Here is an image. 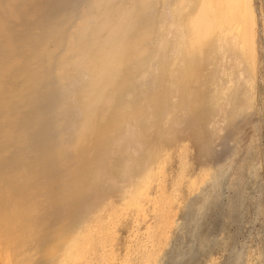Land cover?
<instances>
[{
    "label": "rangeland",
    "instance_id": "374dc122",
    "mask_svg": "<svg viewBox=\"0 0 264 264\" xmlns=\"http://www.w3.org/2000/svg\"><path fill=\"white\" fill-rule=\"evenodd\" d=\"M58 1L35 0L33 14L27 21L21 23V21H16L13 12H18L20 3L25 1L0 0V85H2L0 88V103L2 102L0 104V264H47L52 261V258L62 255L59 241L63 234L67 233L66 229L71 227L72 217L77 210V204L74 202L76 189L81 187L82 192L83 189L87 190L86 185L82 186L78 183L79 177L83 175V168L89 160L92 142L96 140V137L98 138V132L103 127H109L114 112L110 110L107 115L109 120L103 121L96 129L98 136L95 134L84 145L78 146L80 148L74 152L70 150L71 147L69 150L66 149V145L76 144V138L73 137L77 136L75 134H77L78 125L74 124L76 127L72 131L64 125L70 124L68 123L70 121L68 118H71L69 114L74 116L72 120L77 116L76 119L79 117L77 120L82 121L78 113L80 110L78 107L80 103L77 102L80 98L78 92L80 87L88 83L86 81H89V76L84 73L87 77L85 80L82 71L76 77L73 76L75 77L74 84H70L78 85L84 79L83 85L80 83L82 86L80 84V87L75 86L77 88H72V86L70 88L66 84L64 86L56 79V76L60 74L59 61L64 58L62 57L64 44L69 42V36L72 34L70 32L72 30H67V28H76L81 13L89 9V3L91 5L97 0H83V3L79 0H71L72 8L70 7L71 10L67 15L69 23L66 21L54 35H51L50 40L46 41L43 32L49 20L54 17L50 12ZM87 1L88 5H86ZM43 2L45 4L42 5ZM76 2H79L82 7H77ZM120 3L123 4L124 9L131 4L130 0L115 2L116 12L118 9V12L122 11V8H119ZM140 3L144 4L141 1ZM155 3L156 0L148 1V18L154 17L155 20L153 18L150 20L156 21V29L159 31L162 28L159 24L160 16L163 14L168 16L169 11L161 4ZM254 4L258 17V90L255 91L257 92V103L254 113L246 119L240 129L232 131L229 122L224 118L227 108L224 104L227 99L226 94L230 92L224 93V102H221V107L214 111L210 119L208 118L211 123L207 120L199 126L197 107L200 104L198 96L202 90L201 83L210 76L214 69L208 67L207 63L203 71H201L202 66L194 68L192 80L194 96L190 101L188 112L186 110L176 111V114L171 115L172 117L167 116L168 112L164 115V112L160 122L151 125L150 128L147 127L148 124L144 125L143 135L145 134L144 137L148 140L145 149H153V144L157 143L161 150L162 145L160 144L163 142L175 144V140L184 142L181 145L190 149L189 179L196 173L197 166L207 160L203 153L204 148L212 147L220 151L224 139H231L234 135L239 143L235 154H231L228 150L223 153L220 166L212 173L208 183L198 186L201 188L198 189L199 191L196 189L189 193L186 187H181L179 195L181 199L173 212L183 227L175 228L171 232L168 248L166 247L163 254L166 259L164 258L165 261L163 260L162 264H264V0H254ZM153 8H155L154 14L151 12ZM86 23L87 21H83L82 25ZM160 30V32L164 31ZM166 33L168 31L165 32V36L169 38L173 35L170 30L168 34ZM234 74L230 78L237 81L238 73ZM155 75L153 68L147 72L144 67L140 68L136 75L131 73L133 91L128 96L124 94L121 101L119 98L114 101L113 109L117 108L120 102L119 107L123 110L126 101L130 103L133 98L137 99L138 104H141L140 107L144 105L141 107L143 114H139L137 119L145 123L149 116L147 101L155 93ZM217 76L222 79L224 77L223 81H219V85L230 88L233 86L226 82L227 77L224 75L220 76L217 72ZM210 81L213 80L210 78L207 82L210 83ZM38 82L41 85H38ZM66 86L69 92L71 91L69 94ZM211 87L207 85L208 91L213 90L214 87ZM74 89L79 90L76 93ZM62 91H66L65 98ZM14 92L19 94V99L22 98L19 107L12 100ZM58 93L61 97L59 106L61 110L63 109L61 113L68 115L67 118L66 115L60 118V126L65 127L63 129L65 132L61 131L62 128L53 120V112L59 100L52 102L51 96H57ZM73 94L75 95L71 97ZM71 98L77 99V103L73 99L70 100ZM64 100L70 103L67 105L71 107H68L63 102ZM172 102L174 103L173 96L169 104H173ZM64 103L72 111L67 110ZM10 110L11 114H9ZM144 110L146 113L143 112ZM191 120H195V124ZM81 121L77 123L80 124ZM139 121L135 124L132 121L123 125V136L121 135L120 141L111 147L109 153L110 161L107 163L109 170H115L114 167L118 164L124 165L127 161L134 160L136 154L133 153L136 147L132 143L134 140L131 139V134L141 132L143 124L140 122L142 126L138 125ZM228 129L230 130L227 131ZM70 135L71 142L69 141ZM201 143L204 146H201ZM176 150L177 147L174 146L169 152L171 156L167 161L168 166L166 165L169 176L166 177L165 187L169 192H171L173 179L179 167ZM145 152H141V155H145ZM64 153H66L65 158ZM116 181L108 177L104 185L105 189L113 185V189H110L113 190L110 192H114L111 195L113 199L111 205L114 207L116 205V207L111 208L110 205L109 213L120 209L122 204L120 191H117L119 187L115 185ZM97 199L99 200L92 202L98 204L99 201H103L99 196ZM91 200L93 198L89 201ZM81 205L82 208L78 210L80 216L86 213L85 203L81 202ZM132 215L133 213H129L121 217L122 222L116 227L115 250L120 256L125 255L126 244L134 232L130 227L136 226L131 222L134 219ZM140 221V228L145 227L147 222L150 223V217L144 219L142 216Z\"/></svg>",
    "mask_w": 264,
    "mask_h": 264
},
{
    "label": "bare ground",
    "instance_id": "6f19581e",
    "mask_svg": "<svg viewBox=\"0 0 264 264\" xmlns=\"http://www.w3.org/2000/svg\"><path fill=\"white\" fill-rule=\"evenodd\" d=\"M24 1L20 3L19 11L13 12L16 21H21V23L27 21L33 14V5L35 4V0ZM82 1L79 0V2ZM97 1H92L93 3L90 1L91 5L88 1L87 4L85 2L86 5L89 3L90 7L86 9V12L81 13L76 28H67V30H72L70 31L72 34L69 36V42L64 44L62 56L64 58L59 61L60 74L56 76V79L64 86L66 84L73 88L84 83V79L87 78L85 74L89 76L86 85L82 88L81 84L79 85V100L77 97H75L77 99H70L80 103L78 107L81 112L78 108V113H80L82 121L81 119L77 120L79 117L76 119V115L72 120L71 118L74 116L69 114L71 118H68L70 121L67 122L70 124L65 123L64 126H68V130L70 128L71 131L76 127L74 124H77L79 128L76 127L77 134L75 135L77 136L73 137L76 138V146L69 144L66 145V149L69 150L71 147L72 152L78 150L80 148L78 146L84 145L86 141L97 134L96 129L103 121L109 120L108 112L110 110H114V112L109 127H103L98 132L99 136L97 134L98 138L96 137V140L92 142L89 160L83 168V175L79 177L78 183L82 186L86 185L87 190L83 189L82 192L81 187L76 189L74 202L77 204V210L72 217L71 227L66 229L67 233L63 234L59 241L62 255L57 256L58 258L54 256L55 258H52V261L47 264H162L165 258L163 254L169 244L171 232L175 228L183 227L173 212L174 207L178 206L181 199L179 198L181 187H186L189 193L196 189L200 190L201 188L198 186L208 183L212 173L220 166L223 153L228 150L231 154H235L239 143L236 136L232 135L231 139H224L220 151H216L212 147L204 148L203 153L207 160L203 161L204 163H199L196 173L189 179L190 149L181 145L184 142L176 140L177 144L163 142L160 144L162 145L161 150L156 143L153 144V149H145L148 140L145 139V134L143 135V128L146 124L150 128L151 125L160 122L164 112V115L168 112L167 116L176 114V111L186 110L188 112L190 101L194 96L192 88L194 68L202 66L201 71H203V67H206L207 63L208 67L214 69L210 76L208 75L209 77L201 83L202 90L198 96L200 104L197 107L199 126H202L208 118L210 119V116H213L214 111L221 107V102H224V93L230 92V94H226L227 99L224 104L227 108L225 107L224 118L229 122L232 131L240 129L246 119L254 113L257 103V92H255L258 90L257 12L254 0H156L155 4H161L169 11V17L164 14V16H160L159 24L162 27L160 29L164 30L160 32V29L159 31L156 29V21L150 20L154 17L148 18L149 0H130L131 4L125 9L120 3L121 7L119 8H122V11L119 12L118 6L116 12L115 2L120 0ZM140 1L144 4L142 5ZM79 2H76V5L81 8ZM43 4L45 3L43 2ZM71 5V0H59L52 7L50 13L54 17L49 20L44 29V40H50L51 35H54L66 21L68 22L69 16L67 18V15L71 10L70 7L72 8ZM116 5L118 4L116 3ZM154 10L155 8L151 9L152 14H154ZM74 11H76L75 8ZM83 21H87L86 25H82ZM19 26L21 27V25ZM169 30L173 32L171 38L165 36V32L169 33ZM142 67L147 72L153 68L156 73L154 76L155 93L147 101L149 116L145 123L137 119L139 114H143L141 107L144 106L140 107L141 104H138L137 99L133 98L130 103L126 101V107L122 104L123 110L119 107L120 102L118 107L113 109L114 101H117L118 98L121 101L124 94L127 96L131 94L134 86L130 75L131 73L136 75V72ZM219 69L221 71H218ZM81 72L84 75L83 81L80 75V78H77L82 82H77L78 85L75 86L70 85L74 84L73 79ZM217 72L220 73V76L227 77L226 82L233 86L230 88L219 85V81H223L224 77L222 76L223 79L218 78ZM235 72L238 73L237 81L230 78L235 75ZM74 75L75 77H73ZM210 78L213 81L209 83L207 81ZM213 84V90L208 91L207 85L211 87ZM38 85L41 83L38 82ZM67 86L66 89H68ZM67 92L69 94L71 91L69 92L68 89ZM62 93L65 98L66 91H62ZM59 95L58 93L57 96L53 95L51 98L52 102L59 100V104L53 112V120L56 125L61 127L60 118L66 114L61 113L63 109L61 110L59 106L61 104ZM12 96L15 105L19 107L22 98L19 99V94L16 92ZM172 96L174 103L169 104ZM65 100L63 102L67 105L68 102ZM67 100L69 101V99ZM67 110L69 109L67 108ZM69 111H72L71 108ZM145 111L143 112L146 113ZM9 114H11V110ZM140 117L142 118V116ZM141 118L139 119L141 120ZM77 121H81L80 124ZM132 121L134 124L137 121H139L138 125L140 122L143 124V126L140 124L142 126L140 133L131 134V139L134 140L132 143L136 147L133 153L136 154L135 158L133 161L122 164L123 167L118 164L114 167L115 170H109L107 163L110 161L111 147L120 141L123 125ZM191 121L195 124V120ZM209 122L211 123V121ZM65 127L62 126L61 131L65 132L63 130ZM73 133L72 135H74ZM187 140L185 141L187 142ZM72 144L74 143L72 142ZM170 144L171 146H168ZM172 145L177 147L179 167L177 175L173 179L171 192H169L165 187V180L169 176L166 165L171 156L169 152L174 148ZM141 152H145V155H141ZM137 155L139 157H136ZM108 177L117 180L115 185L119 187L117 191H120L122 198L121 210L116 208L118 210L110 211L111 213L108 211L114 207L111 205L113 200L111 195L114 192H110L113 191L110 190L113 189V185L111 188H104ZM98 196L103 201H99L97 204L95 200H99ZM91 198L93 200L89 201ZM81 202L85 203L84 210L86 212L83 211L85 214L82 216L79 214L82 208ZM108 208L110 209L108 210ZM129 213H133L134 219L132 218L131 222L136 226L130 227L134 232L131 239L128 238L125 255L120 256L115 250L116 227L122 222L120 219ZM142 216L144 219L150 217V223L147 222L145 227L140 228Z\"/></svg>",
    "mask_w": 264,
    "mask_h": 264
}]
</instances>
